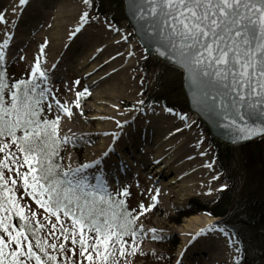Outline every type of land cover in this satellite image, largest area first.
I'll return each mask as SVG.
<instances>
[{"label":"rangeland","instance_id":"obj_1","mask_svg":"<svg viewBox=\"0 0 264 264\" xmlns=\"http://www.w3.org/2000/svg\"><path fill=\"white\" fill-rule=\"evenodd\" d=\"M12 1L14 4L17 2L0 0V13H4L8 21L7 24L0 23V44L8 38L6 33L11 36L9 44L3 48L5 60L0 63L10 84H13L28 78L39 80L38 72L35 77L31 75V69L39 58L41 70L47 75L42 83L51 90V97L47 98V102L52 104L50 118L55 120L59 116L58 134L65 145L62 149L63 164L67 171L82 168L102 151L100 147L106 135L101 128L109 123V117L102 121L96 117L99 114L115 115L119 110L131 112L136 119H145L140 121L142 127L170 124L171 127L182 128L177 135L179 141L183 139L197 148H205L198 164L184 165L176 160L160 175L155 174L156 169L149 167L138 175L131 171L129 175L122 176L124 179L106 184L105 190L117 193L129 205V219L137 233L135 237L128 236L126 239L124 247L130 254L126 261L121 258L120 264H235L242 257L238 240L228 229L217 225V217L207 211H199L198 206H213L221 192L233 186V203L228 206L230 209L225 218L231 222H243L241 217L244 212L239 199L256 201L264 194V184L260 188L264 182V137L249 145L231 146L234 147L231 151L232 164L227 167L228 171L222 170L212 144L213 138L187 106L182 87L183 72L149 57L126 20L114 24L106 15H95L93 0L87 4L84 0L72 4L69 0H27L25 7H17L18 13L12 7L6 8ZM61 3L77 12L80 23L85 11L89 13V19L81 24L77 42L51 50L56 20L63 23L68 17L59 7ZM106 4L110 16L124 15L121 0H106ZM42 44L45 45L43 54L40 53ZM105 88L111 90L104 91ZM53 97L68 111L57 107ZM148 101L157 103L148 105ZM165 101L181 111L165 110L161 106ZM182 116L186 119H181ZM114 137L110 151L117 143L119 133ZM145 142L148 146V140ZM251 155L255 156L252 165L247 162ZM175 167H180L178 173H183L187 167L188 170H195L185 182L180 180L170 184L176 175L171 174ZM89 180L100 185L94 178ZM115 184L119 185L113 187ZM189 184H194L195 188H191L192 185L187 187ZM125 189L130 191L129 197L121 195ZM162 189L170 191L172 196L163 194ZM16 195L22 204L31 205L32 211H37L34 201L25 199L22 192ZM141 205L144 207L141 208ZM191 211L195 213L184 216L185 212ZM44 215L40 210L34 219L44 224ZM257 222L248 229V235L254 240L257 250L264 251V223ZM206 224L205 229L201 228ZM38 235L48 243L62 242L52 240L47 227ZM209 242H212L210 249L208 246L203 252L201 244Z\"/></svg>","mask_w":264,"mask_h":264},{"label":"snow or ice","instance_id":"obj_2","mask_svg":"<svg viewBox=\"0 0 264 264\" xmlns=\"http://www.w3.org/2000/svg\"><path fill=\"white\" fill-rule=\"evenodd\" d=\"M26 3L19 0L20 5ZM138 12L149 18L150 27L176 62L187 69L199 103L236 115L244 107L264 112V0H147ZM80 19L83 24L89 13L85 11ZM0 23H8L4 13ZM80 31V27L75 30ZM6 35L0 44V61L5 60L3 48L11 38ZM44 48L42 44L41 54ZM37 72L39 80L13 84H5L6 77L0 74V264H97V257L99 264H120L130 254L124 237L137 234L127 218L125 201L113 200L89 180L83 170L97 165L62 171L53 160L55 149L48 141L54 129L50 132L49 126L56 125L59 116L43 119L52 104L47 102L51 90L42 83L47 75L39 58L31 75ZM19 192L35 202L37 211L20 202ZM121 195L129 197L130 191L125 189ZM40 210L44 224L34 219ZM16 218L22 223H12ZM44 227L52 240L62 242L48 243L39 236Z\"/></svg>","mask_w":264,"mask_h":264},{"label":"bare ground","instance_id":"obj_3","mask_svg":"<svg viewBox=\"0 0 264 264\" xmlns=\"http://www.w3.org/2000/svg\"><path fill=\"white\" fill-rule=\"evenodd\" d=\"M78 1L80 2V0H69V3L72 4L73 2L76 3ZM23 6L24 5H20L19 0H17L15 4L14 1L8 3L6 8L9 9L12 7L14 12L18 13L17 7ZM34 6L38 8L36 4ZM64 6H67V4L61 3V5H59L61 11L66 14V17H68L63 23L58 21V19L56 20L53 28L54 37L51 50L62 49V47L68 46L69 43V45H71L77 42L78 33L75 32V30L78 27L82 28L80 20L76 14L77 12H75L74 9L70 10ZM32 9H34V7ZM75 20L77 21L75 22ZM3 28L4 26H2V29ZM118 88H120V86ZM110 90L111 88L104 89V91L108 92ZM108 117L109 123H105L106 126L101 128V132L106 135V139L103 140L102 147H100L102 151L89 160V164H95L97 167L83 170L89 179L99 176L100 180L98 182L101 184V187H105L102 185L112 183V181L117 182L124 179L122 176L129 175L131 171L134 175H138L139 172H143L151 167L152 170L156 169L155 174L160 175V172L165 170V168H168L173 161L178 160L183 162L184 165H188L195 164L202 158L205 148H197L196 145L190 141L183 139L179 141V139H177V135L181 132L182 128L171 127L170 124L165 126L158 125L157 127H142L140 126V121H145V119H136L131 112H124L121 110L115 115L110 114V116L107 114H99L96 119L102 121L103 118L105 119ZM117 132L119 133V138L110 151V146L112 145L111 140L114 142V135L118 134ZM146 140H148V146L145 142ZM158 163L162 165H158ZM179 168L180 167H175V171L171 172V174L174 173L176 175L171 179L170 184H175L180 180L185 182V179H188L189 175L195 170H188L187 167L185 171L183 170V173H178ZM134 169L136 170L134 171ZM180 171L182 172V169H180ZM168 172L170 171H167V173ZM191 185V188L194 189V184H189L187 187ZM153 186H155V184H153ZM162 190L163 194L165 193L172 196L170 191ZM207 226L208 224L201 228L205 229ZM207 244H201L200 248L203 252H206L204 249L208 246L210 249V244H212V242ZM220 248L221 247H219V249Z\"/></svg>","mask_w":264,"mask_h":264},{"label":"water","instance_id":"obj_4","mask_svg":"<svg viewBox=\"0 0 264 264\" xmlns=\"http://www.w3.org/2000/svg\"><path fill=\"white\" fill-rule=\"evenodd\" d=\"M121 1L126 21L132 27L135 36L144 47L147 55L157 58L183 72L182 87L188 108L208 128L212 138L225 145L235 146L250 143L264 137V133L260 132L264 128V112H261L259 108L244 107L240 110L239 115H236L235 113H227L219 107L211 109L199 103L196 98V87L190 81L187 69L176 62L173 52L150 27L149 18L146 15L142 18L138 12V8L141 5L147 6V0ZM165 52H167V55L164 54ZM233 119L236 120L235 124L232 123ZM243 129L252 131L244 132Z\"/></svg>","mask_w":264,"mask_h":264},{"label":"trees","instance_id":"obj_5","mask_svg":"<svg viewBox=\"0 0 264 264\" xmlns=\"http://www.w3.org/2000/svg\"><path fill=\"white\" fill-rule=\"evenodd\" d=\"M93 2H94L93 5H94L95 15H98V16L106 15L108 19L114 24H118L120 21L125 20L124 15H121L122 13L118 17L110 16L108 14L107 12L108 5L106 4V0H93ZM0 74L6 77L1 63H0ZM28 81H33V80L31 78H28ZM10 82L11 81H9L7 77L4 79L5 84H10ZM151 103L156 104L157 102H151ZM162 105L166 108H174V109L181 111V109H179L178 107L172 104H169L167 101L163 102ZM50 114L51 112L47 113V111H45V113L43 114V119L52 121V119L50 118ZM53 129H54V132H53ZM49 131L53 132V135L49 139L48 143L52 147H54L55 153H56V155L53 156V160L56 162V164L59 165V168L62 171H67L63 164V153L64 152L62 149L64 148L65 145L62 143L61 139L59 138L58 122L56 125H50ZM52 141H55V143L52 144ZM258 141H260V139ZM254 142H257V141H254ZM251 143L253 142H250L244 145H249ZM212 144L214 146L216 158L218 160V163L221 166V169L228 171L227 167H229L232 164L231 151L234 147L223 145L219 142H216L215 140H213ZM251 157L253 159L251 158L247 162H249L252 165L254 164L255 156L251 155ZM26 170H27L26 168L24 170L22 169V171H26ZM263 184L264 182L261 183L260 188L262 187ZM233 191H234L233 186L229 187L228 189L223 190L220 194V197L218 198V200L215 202L213 206L209 207L208 205L205 204L204 206H198V210L207 211L211 216L217 217L218 218L217 225L219 227H224L228 229L234 235V237L238 240L241 246L240 250L242 251V257L235 264H256L257 262L258 264H264V259H262L264 258V251H262L261 249L257 250L254 240L251 239L248 235V232H249L248 229L256 225L255 221H258L257 224H260L261 222L264 223V194L262 196H259V198H257L256 201L248 200L246 198H240L239 203L242 206V212H244V214L241 217V219H243V222H240L239 220L231 222L225 217L227 216L228 210L230 209L228 206H231L233 203V198H234ZM111 197L113 200H117V199L121 200L117 194H111ZM128 208H129V205L125 201V209L129 213ZM115 211L118 213L120 209L116 208ZM194 213L195 212L193 211L185 212L184 216L193 215ZM127 218L129 219V216ZM13 223L16 225H19L22 222L18 218H16L14 219ZM124 238L127 239L128 236H125Z\"/></svg>","mask_w":264,"mask_h":264}]
</instances>
